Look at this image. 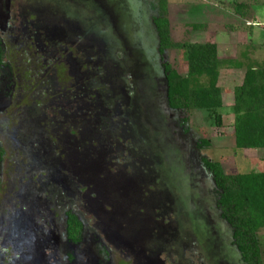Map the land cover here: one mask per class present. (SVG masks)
Segmentation results:
<instances>
[{
    "label": "rangeland",
    "instance_id": "374dc122",
    "mask_svg": "<svg viewBox=\"0 0 264 264\" xmlns=\"http://www.w3.org/2000/svg\"><path fill=\"white\" fill-rule=\"evenodd\" d=\"M154 7L0 0V264H243L202 159L264 171V150L235 148L232 111L245 67L264 62V0H167L174 42L244 64L220 72L219 126L169 109L163 64L187 69L182 53L160 55ZM258 239L264 263V229Z\"/></svg>",
    "mask_w": 264,
    "mask_h": 264
},
{
    "label": "trees",
    "instance_id": "16d2710c",
    "mask_svg": "<svg viewBox=\"0 0 264 264\" xmlns=\"http://www.w3.org/2000/svg\"><path fill=\"white\" fill-rule=\"evenodd\" d=\"M154 1L156 17L153 23L159 39V53H182L187 69L186 76H182L170 64H163L169 109L185 114L206 112L219 126V110L223 107V93L218 86L220 72L223 69L240 70L244 64L238 60L240 58L219 57L214 43L174 42L167 18V0ZM243 58L249 59L245 54ZM233 98L235 148L239 151L264 150V62H250L245 67L242 83L234 88ZM186 123L187 118H183L181 126ZM202 144L209 146L208 141ZM202 165L219 192L220 217L232 229L233 243L242 263L264 264L258 239L259 232L264 229V171L227 175L219 162L204 158ZM66 218V235L77 242L81 225L69 212Z\"/></svg>",
    "mask_w": 264,
    "mask_h": 264
},
{
    "label": "flooded vegetation",
    "instance_id": "af4514ba",
    "mask_svg": "<svg viewBox=\"0 0 264 264\" xmlns=\"http://www.w3.org/2000/svg\"><path fill=\"white\" fill-rule=\"evenodd\" d=\"M51 22H52V21H51ZM66 25H67V24H66ZM0 49H1V51H2V56H3V64L0 65V70H1L2 67H3L4 64H5V59H4V58H5V54H4V51H3L2 45H1V39H0ZM52 65L54 66L55 76H56L57 79H61V78L67 73V71H68L67 66L64 65L63 63H53ZM68 212L71 213L72 215H74V216L77 218V220L79 221L80 225H81V228H80V235H79V237H78V241H77V242H74V241H72V240H69L68 237H67V235H66V220H65V235H66V238H67V240H68L72 245H77V244H79L80 241H81L83 225H82L81 221L79 220L78 216L76 215V213L73 212V211H71V210L65 212V219H67V218H66V214H67ZM120 263H121V262H120ZM125 263H126V262H122L121 264H125ZM126 264H128V263H126Z\"/></svg>",
    "mask_w": 264,
    "mask_h": 264
},
{
    "label": "crops",
    "instance_id": "0c3cea01",
    "mask_svg": "<svg viewBox=\"0 0 264 264\" xmlns=\"http://www.w3.org/2000/svg\"><path fill=\"white\" fill-rule=\"evenodd\" d=\"M248 26L251 27V29L249 30L250 32H255V31L261 32V31H263L262 28H259L261 26H258V25L254 24V23H251V25H248Z\"/></svg>",
    "mask_w": 264,
    "mask_h": 264
}]
</instances>
